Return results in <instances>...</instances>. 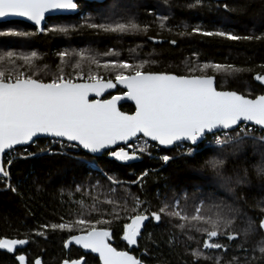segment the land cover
Returning a JSON list of instances; mask_svg holds the SVG:
<instances>
[{
  "label": "snow or ice",
  "instance_id": "obj_1",
  "mask_svg": "<svg viewBox=\"0 0 264 264\" xmlns=\"http://www.w3.org/2000/svg\"><path fill=\"white\" fill-rule=\"evenodd\" d=\"M163 2L168 4V0ZM204 6L211 7V0H192L187 5ZM91 7L98 10V15H85L80 0H0V22L12 23L11 18H21L17 22H31L41 34L69 37L89 30L97 38L78 47H72L69 41L68 47L53 53L59 65L47 80L36 71L46 53H0V183L19 194L11 183L10 168L14 160L38 156L63 160L85 173L59 191L72 218L65 220L62 215L59 222L40 225L35 234L46 238L42 229L66 231L64 247L75 244L90 250L98 256V264H142L129 251L113 246L117 235L112 227L114 221H123L121 238L128 246L138 244L146 222H166L190 241L200 237L190 251L192 264L213 258L201 248L223 253L231 250L225 264H264V94L224 90L216 79L217 75L226 79L251 69L227 62L197 60L188 64L185 58L183 74L158 71L150 65L159 61L122 57V50L116 47L128 36H145L149 43L176 45V39L164 41L158 40V33L149 35L154 26L169 33L174 27H182V31L174 33L181 38L198 34L229 41H261L264 31L241 35L227 27H215V21L210 22L211 28L201 23L190 26L183 21L169 25L171 12L154 9L147 12L151 19L141 20L139 13L132 10L135 5L126 0H94ZM217 7L229 10L227 3L218 2ZM63 12H76L84 22L47 26L50 14ZM37 32L0 28V38L29 39ZM0 46H4L3 41ZM142 47L143 43L136 44L128 51ZM193 56L198 57L199 53L194 52ZM65 67L71 71L66 72ZM259 67L264 69V63ZM254 79L264 84V74L256 73ZM117 86H121L118 94L109 91ZM122 100L134 102V110H121ZM41 137L51 138L48 146L39 145ZM249 143L251 160L247 159L249 153L243 151ZM30 146L36 150L30 151ZM161 146L173 152L184 148L178 156L160 155L158 159L166 166L178 159L196 161L203 148L209 155L200 163V169L210 175L199 177L198 184L180 188L171 199H161L157 191L154 203L144 187L151 178L149 170L125 180L115 169L102 167L104 157L130 167L129 162L145 155L151 157L152 149L159 150ZM240 153L244 166L228 167L240 164ZM252 171L255 177L250 175ZM133 185L143 195L133 192ZM256 190L259 199L251 195ZM250 200L251 216L243 210ZM28 236L0 237V250L16 253L18 264H41L38 258L27 260L23 248L17 247L28 244ZM250 237H259L251 248L246 246ZM176 240L172 233L169 244ZM220 261L217 256L215 264ZM62 264L87 261L81 257L65 259Z\"/></svg>",
  "mask_w": 264,
  "mask_h": 264
},
{
  "label": "trees",
  "instance_id": "obj_2",
  "mask_svg": "<svg viewBox=\"0 0 264 264\" xmlns=\"http://www.w3.org/2000/svg\"><path fill=\"white\" fill-rule=\"evenodd\" d=\"M110 3L111 0H108ZM135 7L134 12L139 13L141 20L147 18L148 9H154L157 12H171L169 25H179L182 21L194 25L201 23L211 28L215 21L217 28H230L241 35L255 34L259 35L264 31V0H227L229 10L217 7V3L211 0V7L188 8L187 5L192 0H168L165 5L163 0H126ZM93 3L80 1L81 10L85 15H98V10L91 7ZM80 14L74 16H57L47 19V26L58 24L74 25L83 23ZM14 27L19 30L29 32H37V28L24 23L14 21L12 23H0V28ZM182 27H174L173 33L161 31L155 26L150 29L149 35L158 33V40L176 39V45L168 43H149L145 36H128L123 41L116 44V47L122 50V57L129 59H154L159 61L158 64L150 65L153 70L158 71H174L177 73H185V58L187 63L191 64L195 61L203 62H227L245 69L250 68L251 71H244L235 76L222 79L217 75L218 84L224 90H236L241 94L259 95L264 94V88L254 81L256 73L264 74V69L259 67L264 63V40L261 41H229L218 37H203L198 34L192 36L179 37L174 35L175 32L182 31ZM190 30V29H189ZM96 37L91 35L89 30H82L79 33L70 34L64 37L61 34L55 36L51 34H41L26 39L17 37L0 38L4 42V46H0V53L4 50L30 51L39 50L47 55L40 62V67L36 69L40 78L50 79L57 72L59 65L58 58L53 55L57 50L69 46L71 41L72 47L85 46L86 42L95 40ZM115 43V42H113ZM143 43L142 48L136 49L135 52L129 53L128 49L135 48L136 44ZM155 48V51H153ZM199 53V56H193V53ZM148 67V66H146ZM22 71L25 69H21ZM66 72L71 69L65 67ZM87 71V69H85ZM93 71H96L93 66ZM100 72L107 77V73L103 69ZM210 72V70H209ZM120 91V90H119ZM118 91V92H119ZM121 110L131 112L134 107L129 104L121 106ZM49 139H40L39 145L46 147ZM252 145L246 144L244 152H248V160H251ZM30 151H35V146L29 147ZM180 152L169 151L163 149L160 155L169 154L178 156ZM209 153L203 148L197 155L196 161H185L178 159L175 163L164 165L163 161L149 157L131 161L130 167L123 165L119 161L104 157L101 161L102 167L106 170L115 169L118 174L125 180H130L133 175H139L145 170H149L151 177L144 186L149 198L155 203L156 193L159 191L160 198L167 196L172 198L173 194L179 193L180 188L189 184H198L199 177L210 175L207 171L200 169L202 163ZM240 159L239 165L229 164L228 167L244 166L243 153L238 154ZM155 169L153 172L151 170ZM11 183L17 187L18 193L6 190L1 183L0 186V237L24 238L28 236L29 230H33L28 236L29 243L22 254H25L27 260L34 261L41 259L44 264H61L65 259H80L85 257L87 264H98V258L92 255H84L80 249L72 247L67 253L63 245V241L67 239L66 231H53L51 229H42L46 232V238L35 234V230L40 229V225L59 222L60 216H64L65 220L72 217L69 215V206L63 203L59 194L61 187H68L73 178H79L86 175L81 170H77L70 163L60 159L54 160L51 157L43 156L30 158L28 160H14L10 168ZM93 173V178H95ZM250 175L255 177L254 171ZM255 182V181H254ZM167 185V187L165 186ZM131 190L139 195H143L138 191L137 186L133 185ZM191 191V189H189ZM223 192V190H220ZM226 195V194H225ZM255 199L260 198L259 191L251 193ZM65 200L67 197L65 196ZM90 202V201H89ZM253 200L249 201V205L243 210L253 215ZM123 221H114L113 230L117 233L113 241V246L119 250H128L125 241L122 240L120 227ZM175 233L177 240L175 243L169 244L170 236ZM150 234V235H149ZM188 240L186 236L180 235L170 224L161 222L148 223L139 241V246L134 249L133 254L142 261V264H192V256L190 251L196 247V240ZM259 237H250L247 247L251 248ZM213 258L211 260L201 259L199 264H215L217 256L221 257L220 264H225L226 259L230 257L229 253H223L221 250H204ZM257 255H259L257 251ZM0 264H17L13 255L0 250Z\"/></svg>",
  "mask_w": 264,
  "mask_h": 264
},
{
  "label": "water",
  "instance_id": "obj_3",
  "mask_svg": "<svg viewBox=\"0 0 264 264\" xmlns=\"http://www.w3.org/2000/svg\"><path fill=\"white\" fill-rule=\"evenodd\" d=\"M80 1L89 2V3H94V0H80ZM212 1H215V2H225V1H227V0H212ZM77 14H78V13H76V12H63V13H56V14H50V15H51V17H57V16H74V15H77ZM11 19H12V21L14 22V21H20L21 18H11ZM23 22H24V23H27V24H30V25H32V26H34V27H36V26L33 25L31 22H28V21H23ZM0 23H6V22H0ZM254 76H255V75H254ZM253 78H254V77H253ZM254 81H255L257 84L261 85V86L264 88V84H261L259 81H256L255 79H254ZM119 90H121V86H117V89H112V90H109V91L113 92V94H118V91H119ZM124 104H129V105H132V106L134 107V102H132V101H127V100H122V101H120V106H122V105H124ZM40 139H51V138H50V137H41ZM40 139H39V140H40ZM17 147H20V146H17ZM161 147H162L163 149H165V150H168L167 148H164L163 146H161ZM148 223H149V222H146V226H147ZM144 230H145V229L142 230V233L144 232ZM140 239H141V237L138 238V244L135 245V246H128L127 243L125 242L126 245L128 246V250H126V251H129L132 255H134L132 251H133L134 249H137V248H138ZM27 245H28V244L23 245V246H17V247H19V248H23V250H24V249L27 247ZM72 247H75V248H77V249H80V250L83 252L84 255H92V256L98 258V256H97L95 253H91L90 250L82 249L80 246L75 245V244H70V245L68 246V248H65L66 252L69 253ZM1 251H4V252H6V253H8V254H10V255H13V256H15V254H16V253H9V252H7L6 250H1ZM209 251H210V250H209ZM134 256H135V255H134ZM26 258H27V257H26ZM67 259H68V258H67ZM83 259L86 260L85 257H83ZM138 259H139V258H138ZM40 260H41V259H40ZM17 264H18V261H17ZM41 264H44L42 260H41ZM61 264H62V263H61Z\"/></svg>",
  "mask_w": 264,
  "mask_h": 264
},
{
  "label": "built area",
  "instance_id": "obj_4",
  "mask_svg": "<svg viewBox=\"0 0 264 264\" xmlns=\"http://www.w3.org/2000/svg\"><path fill=\"white\" fill-rule=\"evenodd\" d=\"M258 134V133H257ZM51 139H49V141H50ZM207 142L205 141V144H206ZM184 150V148L183 147H181V148H178L177 149V151L178 152H182ZM160 151H162V148H160L159 150H157V149H152V156L151 157H149V156H147V155H145L144 157H149V158H153V159H158V157L160 156ZM0 186H1V183H0ZM1 190V189H0Z\"/></svg>",
  "mask_w": 264,
  "mask_h": 264
},
{
  "label": "bare ground",
  "instance_id": "obj_5",
  "mask_svg": "<svg viewBox=\"0 0 264 264\" xmlns=\"http://www.w3.org/2000/svg\"><path fill=\"white\" fill-rule=\"evenodd\" d=\"M162 148V147H161ZM162 150H163V148H162Z\"/></svg>",
  "mask_w": 264,
  "mask_h": 264
},
{
  "label": "flooded vegetation",
  "instance_id": "obj_6",
  "mask_svg": "<svg viewBox=\"0 0 264 264\" xmlns=\"http://www.w3.org/2000/svg\"><path fill=\"white\" fill-rule=\"evenodd\" d=\"M16 255V254H15Z\"/></svg>",
  "mask_w": 264,
  "mask_h": 264
}]
</instances>
